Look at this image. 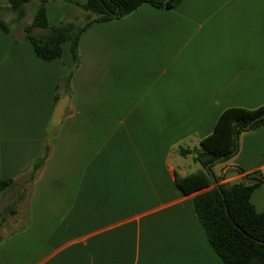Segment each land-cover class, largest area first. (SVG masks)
<instances>
[{"label":"crops","instance_id":"1","mask_svg":"<svg viewBox=\"0 0 264 264\" xmlns=\"http://www.w3.org/2000/svg\"><path fill=\"white\" fill-rule=\"evenodd\" d=\"M57 1L49 26L84 19L74 4L87 0ZM8 7L0 0L11 28L0 30V181L27 200L0 264H221L192 206L211 187L182 193L176 176L199 166L177 149L198 147L223 111L264 105V0L143 4L88 27L76 69L67 44L40 61ZM237 145L212 168L219 183L264 180V125ZM250 202L264 211V185Z\"/></svg>","mask_w":264,"mask_h":264},{"label":"trees","instance_id":"2","mask_svg":"<svg viewBox=\"0 0 264 264\" xmlns=\"http://www.w3.org/2000/svg\"><path fill=\"white\" fill-rule=\"evenodd\" d=\"M180 1L87 0L83 5L74 4L85 13L82 21L63 20L57 26L48 25V0H8V10L15 16V22L21 26L25 40L40 61L49 63L60 58L61 45L67 44L76 69L79 64V39L91 25L122 19L143 4L157 9H171ZM28 5L33 7V17L29 24H25ZM0 30L11 34L10 25L1 18ZM36 30L40 33H36ZM71 74L62 79L59 86L68 84ZM57 99L58 95L55 94V103ZM263 125L264 105L255 110L227 109L220 114L213 132L201 140L198 147L177 149L179 156L190 157L199 166L195 172L183 177L176 176V185L182 193L188 195L211 187L208 192L196 196L192 206L206 241L221 264H264V211L257 213L250 202L252 193L264 185V180L245 176L238 183H219L212 171L217 163L225 162L237 153V140L241 133ZM48 154L47 144L45 155L33 162L25 178L27 183L35 179ZM222 157L224 159L214 163ZM13 184V180L0 181V196Z\"/></svg>","mask_w":264,"mask_h":264},{"label":"rangeland","instance_id":"3","mask_svg":"<svg viewBox=\"0 0 264 264\" xmlns=\"http://www.w3.org/2000/svg\"><path fill=\"white\" fill-rule=\"evenodd\" d=\"M54 3L59 4L60 2L54 0ZM33 17V7L31 5L27 6V14L24 20H30ZM82 21V20H81ZM17 187L12 186L6 193H3L0 196V238L4 236L5 232L10 231V228L15 226L17 210H20L21 203L27 200V192L25 190L22 191V196L19 198L20 193L17 192ZM20 192V191H19ZM22 200V201H21ZM12 206L14 207L12 209ZM11 211H13L11 213Z\"/></svg>","mask_w":264,"mask_h":264},{"label":"water","instance_id":"4","mask_svg":"<svg viewBox=\"0 0 264 264\" xmlns=\"http://www.w3.org/2000/svg\"><path fill=\"white\" fill-rule=\"evenodd\" d=\"M222 159H224V157H222V158L216 160L214 163H217V162L221 161ZM214 163H211L210 165H213ZM210 165H208L207 168H209ZM210 175H211V177H212V179H213V175H212V173H210ZM216 188L219 189V186L216 185Z\"/></svg>","mask_w":264,"mask_h":264}]
</instances>
